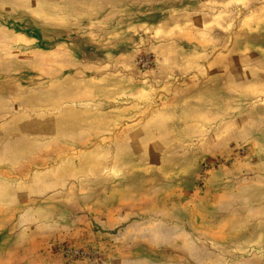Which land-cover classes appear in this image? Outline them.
I'll return each mask as SVG.
<instances>
[{"label": "rangeland", "instance_id": "374dc122", "mask_svg": "<svg viewBox=\"0 0 264 264\" xmlns=\"http://www.w3.org/2000/svg\"><path fill=\"white\" fill-rule=\"evenodd\" d=\"M0 264H264V0H0Z\"/></svg>", "mask_w": 264, "mask_h": 264}]
</instances>
